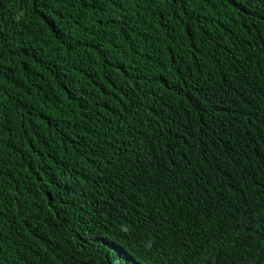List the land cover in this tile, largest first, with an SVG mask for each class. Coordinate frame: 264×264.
<instances>
[{
	"label": "trees",
	"instance_id": "16d2710c",
	"mask_svg": "<svg viewBox=\"0 0 264 264\" xmlns=\"http://www.w3.org/2000/svg\"><path fill=\"white\" fill-rule=\"evenodd\" d=\"M0 264H264V0H0Z\"/></svg>",
	"mask_w": 264,
	"mask_h": 264
},
{
	"label": "clouds",
	"instance_id": "9594fccd",
	"mask_svg": "<svg viewBox=\"0 0 264 264\" xmlns=\"http://www.w3.org/2000/svg\"><path fill=\"white\" fill-rule=\"evenodd\" d=\"M202 92L209 95L208 90H202ZM128 171L129 170H122V173L127 175L129 174ZM144 171L148 170L142 169L140 172V176L137 177V180L130 183L140 184L142 186L143 193L141 195H138L131 187H129V192L126 193L121 187H119L118 182H120V177H117V175L114 184L111 182H103V184H101V186H104L101 188L102 194H99L100 201L98 205L95 206V211L97 212L99 218L102 219L105 223L99 218L94 217L93 221L95 223L99 222L105 228L107 224L109 225V227L118 231L124 226H129L135 217V215L131 212L133 196L138 207L141 208V211L146 210L149 212V210L153 208L155 214L156 209L158 207H161L165 203V200L169 195L180 193V186H173V188L169 190L168 184L160 183L158 181L154 189H148L147 187L149 185L144 182L142 176ZM59 182L60 180H53V195L55 196H58L60 194L57 189ZM150 225L151 222L143 221L139 216H137L129 228L133 231L146 234ZM154 228H156V226H154ZM83 229L86 232V229ZM119 246L126 249L129 246V243L127 245Z\"/></svg>",
	"mask_w": 264,
	"mask_h": 264
}]
</instances>
